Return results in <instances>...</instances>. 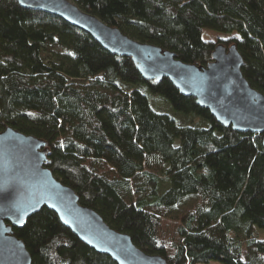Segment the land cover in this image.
<instances>
[{
	"label": "trees",
	"instance_id": "16d2710c",
	"mask_svg": "<svg viewBox=\"0 0 264 264\" xmlns=\"http://www.w3.org/2000/svg\"><path fill=\"white\" fill-rule=\"evenodd\" d=\"M71 1L185 63L206 66L217 44H235L243 76L264 94V0ZM204 29L222 37L205 40ZM136 86L191 121L154 109ZM7 127L44 140L54 176L146 253L168 264H264V133L220 125L169 79L144 80L129 57L16 0L0 2ZM13 232L31 264H116L46 207Z\"/></svg>",
	"mask_w": 264,
	"mask_h": 264
},
{
	"label": "water",
	"instance_id": "95a60500",
	"mask_svg": "<svg viewBox=\"0 0 264 264\" xmlns=\"http://www.w3.org/2000/svg\"><path fill=\"white\" fill-rule=\"evenodd\" d=\"M16 1L22 8L61 18L111 54L129 57L144 80L169 79L220 125L239 132L264 133V94L243 76V58L235 44H217L206 66L190 64L170 50L129 37L71 0ZM48 155L44 140L12 127L0 131V264H31V256L13 227H22L43 207L52 210L81 242L116 264H168L161 255L138 248L127 233L110 227L94 209L80 204L74 189L46 166Z\"/></svg>",
	"mask_w": 264,
	"mask_h": 264
},
{
	"label": "rangeland",
	"instance_id": "374dc122",
	"mask_svg": "<svg viewBox=\"0 0 264 264\" xmlns=\"http://www.w3.org/2000/svg\"><path fill=\"white\" fill-rule=\"evenodd\" d=\"M202 37L205 40H208V39L215 40V39L222 37V36L218 32H214L211 30L204 29L202 31ZM136 87L140 88L142 90V92L147 95L148 100L154 109L165 111L166 113H168V114L172 115L173 117H175L176 119H178V121L180 123H189L191 121V117L183 116V115L179 114L178 112L174 111L162 96L152 94L144 86H136ZM187 205L182 204L180 207H178L177 210L180 211L183 209L184 206H187ZM259 234H260V237L264 238V231L263 230H259ZM199 264H224V263L217 261V260H210L208 263H199Z\"/></svg>",
	"mask_w": 264,
	"mask_h": 264
}]
</instances>
